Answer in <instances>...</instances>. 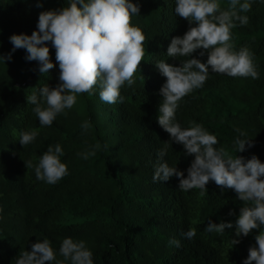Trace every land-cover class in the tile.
<instances>
[{
  "label": "trees",
  "instance_id": "trees-1",
  "mask_svg": "<svg viewBox=\"0 0 264 264\" xmlns=\"http://www.w3.org/2000/svg\"><path fill=\"white\" fill-rule=\"evenodd\" d=\"M37 2L0 0V55L11 51V35L37 30L40 12L67 7L72 0H39L42 7ZM130 2L140 8L131 24L145 35V55L135 83L121 87L116 103L101 100L98 83L91 94H76L74 106L58 114L51 126H41L27 96H39L46 84L54 88L60 83L51 42L47 46L54 67L48 73L41 75L37 62L25 59L24 49L12 52L10 61L0 60V264H16L21 253L44 239L56 254V260L45 264H71L59 253L65 238L84 241L93 264H242L255 246L259 230L235 236V221L246 202L234 190L222 191L209 181L205 192L184 191L175 176L153 181L156 153L164 142L170 146L163 161L185 178L194 159L158 123L166 77L156 63L179 66L189 58L169 57L167 49L173 37H182L195 22L189 25L175 14L176 0ZM218 2L226 10L230 0ZM249 2L251 11L243 13L248 23L235 22L230 43L235 51L248 48L254 53L259 78L230 77L209 66L204 85L178 102L175 119L182 128L200 125L217 137L215 147L233 156L236 139H253V146L237 155H255L264 163V0ZM200 51L190 58L206 62L207 53L201 57ZM85 123L87 128L82 127ZM33 129L38 136L22 147L19 134ZM57 144L68 175L49 184L36 178L35 166L48 147ZM90 152L95 154L85 159ZM29 162L32 167H27ZM230 210L235 214L229 216ZM209 219L231 222L233 228L223 234L207 232ZM191 228L196 236L188 240L182 234ZM173 238L179 247L169 243ZM232 239L240 243L232 245Z\"/></svg>",
  "mask_w": 264,
  "mask_h": 264
},
{
  "label": "clouds",
  "instance_id": "clouds-1",
  "mask_svg": "<svg viewBox=\"0 0 264 264\" xmlns=\"http://www.w3.org/2000/svg\"><path fill=\"white\" fill-rule=\"evenodd\" d=\"M79 5V6H78ZM37 7L42 4L37 2ZM249 0H230L226 10H222L218 0H176L174 12L194 27H189L184 35L173 37L167 49L169 57H189L179 66L161 60L156 63L166 82L160 89L163 103L159 107L161 115L159 125L170 135L172 141L182 144L185 155H193L187 177L176 166L172 167L163 157L167 155L169 142L159 149L153 181H168L175 176L178 187L188 191L193 188L205 192L209 181H214L221 190L232 189L246 206L240 207L235 221V236H248L252 230H259L255 236V246L248 250V256L242 264H264V163L257 156L250 159L237 155L253 146V139H236V155L227 153L223 148L215 147L219 141L200 125L182 128L175 119L178 102L194 89L201 88L209 76V66L214 73L227 74L230 77L259 78L254 53L248 48L234 50L230 43L231 29L248 23L251 11ZM139 5L130 0H72L69 6L56 10L40 12L37 30L31 35L13 34L9 37L12 49L8 54L0 55V60L10 61L12 52L26 50L27 61H36L39 73H48L54 67L47 46L51 42L55 49V59L59 65V81L54 88L47 84L39 89V96L33 93L27 96V103L34 105L41 126H51L58 114L71 109L76 103V94L92 93L94 86H101L102 101L113 104L120 97V89L127 83H135L133 77L145 55V35L138 27L132 26L131 18L139 15ZM197 49L199 56L207 53L206 62L190 58ZM46 103L47 107H42ZM82 127L87 128L85 123ZM38 130L22 131L19 144L24 147L38 136ZM241 136H246L244 132ZM94 152L87 153L94 155ZM64 153L59 144L49 146L35 166L38 180L55 184L68 175V168L60 157ZM31 162L27 167H32ZM247 202H251L247 205ZM235 213L230 210L228 215ZM231 222L214 223L208 220L206 231L223 234L232 229ZM191 240L196 236L195 228L182 234ZM176 247L179 240L169 241ZM232 245L240 243L232 239ZM64 261L71 264H93L92 252L84 241L65 238L59 248ZM56 260V254L50 241L44 239L31 245V251H24L16 264H45ZM63 264V261H57Z\"/></svg>",
  "mask_w": 264,
  "mask_h": 264
}]
</instances>
